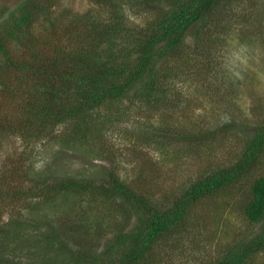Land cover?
<instances>
[{"label": "trees", "instance_id": "trees-1", "mask_svg": "<svg viewBox=\"0 0 264 264\" xmlns=\"http://www.w3.org/2000/svg\"><path fill=\"white\" fill-rule=\"evenodd\" d=\"M14 1L10 10L0 12V102H10L8 109L0 104V129L27 141L50 138L52 130L67 124L72 138H86L99 123L114 122L126 101L142 103L160 116L169 108L181 111L183 100L175 97L172 80L195 72L208 77L211 71L204 66L213 70L214 47L224 45L233 29L253 28L255 4L264 2L89 0L107 13L99 16L94 9L74 13L68 8L56 15L64 0ZM130 10L143 16L140 25L129 22ZM41 22L51 45L48 39L45 46L39 42ZM251 34L244 32L242 40L252 39ZM226 92L220 86L215 94ZM170 129L158 128L157 134L149 130L145 138L167 147L173 143L165 140ZM227 131L244 138L236 159L164 198L141 181V171L127 181L110 168L101 181L88 182L76 177L33 179L22 166L19 179L1 171L0 264H157L160 242L184 239L201 202L246 179L250 187L240 212L252 233L208 264H252L264 251V173L255 176L264 166V120L253 127L232 121L207 134L180 129L175 134L178 141L196 145ZM88 196L112 204L111 223L93 224L90 211L82 209ZM4 213H9L6 221Z\"/></svg>", "mask_w": 264, "mask_h": 264}, {"label": "rangeland", "instance_id": "rangeland-1", "mask_svg": "<svg viewBox=\"0 0 264 264\" xmlns=\"http://www.w3.org/2000/svg\"><path fill=\"white\" fill-rule=\"evenodd\" d=\"M14 3V0L0 1V12L10 10ZM64 8L74 13L94 9L99 16H107L89 0H64L56 15L63 13ZM255 8L257 19H250L254 27L244 29L245 33H252V39L242 40L244 32L233 29L222 43L224 45L219 49L214 47L213 70L203 65L211 71L208 77L205 73L195 72L191 77L180 75V78L172 80V86L176 88L175 97L186 101L179 105L184 106L181 111L169 108L160 116L161 113L147 109L142 103L133 105L126 101L122 109L116 111L118 115L114 122L99 123L98 129L90 131L89 136L76 139L68 133V124L52 130L50 138L28 141L18 134L0 129V168L5 167L0 172L5 171V176L9 178H23L24 173L17 170L22 166L33 179L38 176L76 177L88 182L91 179L101 181L110 168H115L127 181L141 171L138 174L141 181H147L153 187L156 197L164 198L175 191L182 193L215 166L232 163L243 146L241 134L222 132L220 134L224 137L216 135L209 142L195 143L201 144L200 147L178 141L175 132L180 129L188 133L207 134L232 121L253 127L264 120V2L255 4ZM128 17L134 25L143 21L138 10H130ZM39 24L36 35L40 44L45 46L48 39L51 45V36L43 30L44 23ZM59 35L66 38L62 33ZM212 77L215 80L210 83ZM220 86L227 88V95L215 94ZM0 104L2 109L10 107L8 101L6 105ZM160 126L171 127L169 132L172 135L163 138L167 143L173 142L167 147L145 138L149 130L157 134ZM12 171H16L14 175ZM262 173L264 166L255 172V176ZM246 180L201 202L192 215V228L184 239L171 241L170 238L160 242L157 264H208L228 245L252 233L240 212L242 200H245L250 187V180ZM83 204L85 208L82 209L90 211L88 214L93 224L111 223L109 212H113L112 204H104L99 196H88ZM28 214L39 219V214ZM2 217L6 221L9 213L2 214ZM252 264H264V251Z\"/></svg>", "mask_w": 264, "mask_h": 264}]
</instances>
